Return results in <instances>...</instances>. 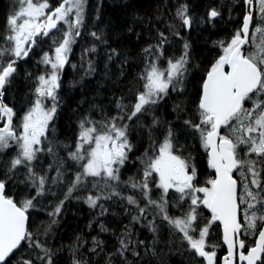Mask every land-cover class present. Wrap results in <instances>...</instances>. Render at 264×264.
Segmentation results:
<instances>
[{
	"label": "snow or ice",
	"instance_id": "obj_1",
	"mask_svg": "<svg viewBox=\"0 0 264 264\" xmlns=\"http://www.w3.org/2000/svg\"><path fill=\"white\" fill-rule=\"evenodd\" d=\"M169 3L150 16L133 13L127 32L137 21L146 32L135 33L145 43L131 57L111 46L119 34L99 3L90 16L88 0L54 7L49 0H13L0 33V264H168L161 245L176 247L185 264H264V0H226L202 13L195 0ZM200 30L225 32L211 41L218 54L203 66L194 47ZM83 39L89 46L80 52L81 80L101 63L106 78L116 61L119 77L130 63L140 67L126 93H113L108 105L89 104L65 142L55 126L62 76L68 65L77 69L71 56ZM45 41L43 70H23L31 84L25 98L19 107L15 96L5 103L20 64ZM172 95L180 99L167 119L157 113ZM133 131L145 147L135 172L125 175L136 149ZM196 144L204 171L191 151ZM72 201L95 213L89 231L53 246L48 238ZM41 212L49 221L34 227ZM110 216L127 223L109 227ZM145 230L151 240L139 238Z\"/></svg>",
	"mask_w": 264,
	"mask_h": 264
},
{
	"label": "trees",
	"instance_id": "obj_2",
	"mask_svg": "<svg viewBox=\"0 0 264 264\" xmlns=\"http://www.w3.org/2000/svg\"><path fill=\"white\" fill-rule=\"evenodd\" d=\"M174 3L175 0H172ZM226 0H195L197 13H202L206 6L213 5L217 6ZM13 0H0V33L3 32L4 24H5V16L8 12L10 6L12 5ZM51 6H56L59 3V0H49ZM100 4L102 7L103 18L105 21L111 20L115 29V32L119 35L113 37L111 41V46L114 48H122L125 49L131 57H137L139 54V50L141 46L145 43L144 36L142 35L140 40L137 41V37L135 35L136 32H146V28H143L139 21L135 24V30L132 34H129L126 30V26L131 22L133 13L138 16L152 15L158 5L168 4L169 7L172 5L169 3V0H88L89 12L90 16L95 15L94 8L97 4ZM236 12H233V17L236 16ZM227 21V10H224V20L220 21L218 24V28H224L225 22ZM92 20L89 19L87 29L92 30ZM228 28L235 27L234 24H228ZM123 30V31H122ZM201 34L198 39H195L194 47L198 53H203L198 60V62L203 61L206 63L210 60L214 55L218 54L217 50L212 47L211 41L213 39H217L220 36L225 35L224 31H216L214 34H211L207 30H200ZM197 35L196 32H193V37L195 38ZM210 36V39L208 38ZM89 46V41L87 39L79 40L74 45V52L71 56V61L77 64V69H73L70 65L66 66V70L63 73V88L61 90L60 95L63 98L64 103L61 105L59 110V115L56 119V139L61 141H69L73 138V134L76 131L75 121L77 116L82 113L84 110L88 108V105L91 103L108 105L109 99L113 96V93L116 96H120L123 92H127L128 82L132 80L135 72L139 71L140 65L138 63H130L125 66V75L123 77H119V61H116L115 64H109V77L106 78L104 76V68L101 63L98 66L97 72L92 76H86L83 80L81 77L83 75L82 71L79 69V60H80V52L84 47ZM48 50V42L45 41L43 44L37 46L34 52L30 53V58L27 59V63H21L20 69L21 74L15 80L13 84V88L11 91V95L5 98V103H11L12 96H15L17 101V107H19L20 102L25 98V94L28 92L31 84L29 81H26L23 76V70L27 69V71L32 72L34 74H38L43 70V66L38 63L41 50ZM104 49H101L103 52ZM167 54H171V50ZM178 54V53H177ZM103 61L104 57L101 56L99 58ZM34 70V71H33ZM36 72V73H35ZM196 76H199V73H196ZM72 81H80L75 86H73L70 82ZM191 87V85H189ZM95 97V99H93ZM83 99L87 100V103H84L77 109V104ZM179 97L172 95L170 99L167 100L166 108H161L158 115H166L167 119H172L171 115L167 113L171 112V108L173 103H175ZM127 102V101H126ZM114 111L113 108H109V112ZM97 119H99V115L97 113H93ZM130 139L136 144V149L130 154V162L131 166L125 168V175H131L136 170V161L135 157L141 155L144 151L145 144L139 142V138L135 131L132 132ZM14 152V149H12ZM193 155L196 158V164L201 171L206 170V162L204 157L200 154L202 152L199 149L198 144L191 149ZM12 152H8V155H11ZM63 151L60 152V155H64ZM2 158L6 159L7 156H3ZM52 199L49 197L44 200L43 203L45 205L48 204V200ZM65 211L61 214L59 219V224L53 227L54 236H49V242L53 244V246L64 244L67 245L74 235L78 232L87 233L89 230L85 227L88 223L89 219L93 215L94 212H90L87 205L82 202L77 203L75 201L66 202ZM48 210H51L50 208ZM119 211V208L116 209ZM175 215H179V213H174ZM205 214L207 212L205 210ZM151 218V217H149ZM35 226L41 224V222L47 223L49 221V217L41 212L38 215H34ZM111 223H109V227L115 226V224L119 221L120 223H127V219L122 217H109ZM92 234H95L93 232ZM108 239V237H104ZM140 239L147 238L151 240V234L147 233L146 230L139 237ZM164 238H167V232H164ZM178 239V237L174 238ZM215 240L216 237L214 236ZM109 243H112L109 240ZM160 248H163L162 258L165 259L168 264H185L184 259H182V255L180 251L177 250L176 247L172 249V252H169L167 247L163 245L159 246L157 251H160ZM223 251L218 250V256H223ZM64 257L68 256L67 249L65 248ZM188 253L184 252L183 257H188ZM153 264H156V261L153 260Z\"/></svg>",
	"mask_w": 264,
	"mask_h": 264
},
{
	"label": "bare ground",
	"instance_id": "obj_3",
	"mask_svg": "<svg viewBox=\"0 0 264 264\" xmlns=\"http://www.w3.org/2000/svg\"><path fill=\"white\" fill-rule=\"evenodd\" d=\"M34 71V70H33ZM36 73V72H35Z\"/></svg>",
	"mask_w": 264,
	"mask_h": 264
}]
</instances>
